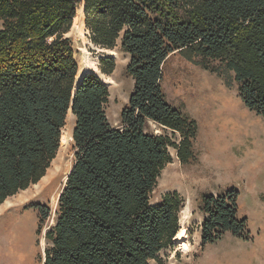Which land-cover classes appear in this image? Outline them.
<instances>
[{"label": "trees", "instance_id": "obj_1", "mask_svg": "<svg viewBox=\"0 0 264 264\" xmlns=\"http://www.w3.org/2000/svg\"><path fill=\"white\" fill-rule=\"evenodd\" d=\"M80 8L92 44L129 56L133 90L118 125L107 115L108 85L94 72L78 80L69 33ZM176 53L217 63L264 118V0H0V204L46 175L70 109L75 116V161L44 264H150L174 246L185 200L151 198L171 148L183 164L195 157L198 124L163 88ZM115 67L114 56L100 58L103 74ZM238 197L235 188L202 195L203 247L228 233L252 240ZM30 206L40 225L51 215Z\"/></svg>", "mask_w": 264, "mask_h": 264}, {"label": "rangeland", "instance_id": "obj_2", "mask_svg": "<svg viewBox=\"0 0 264 264\" xmlns=\"http://www.w3.org/2000/svg\"><path fill=\"white\" fill-rule=\"evenodd\" d=\"M76 17L69 36L79 73L94 72L108 85L110 97L106 111L110 122L118 125L133 90V79L127 73L129 56L119 46L114 52H109L92 44L82 8ZM102 56L115 57L116 67L112 74L101 72ZM163 88L169 103L196 120L198 135L194 144L195 157L189 163H181L176 151L170 149L172 162L162 170L151 199L153 204H158L167 193L178 192L181 195L185 200L180 212L181 227H186L183 241L189 243L191 249L183 251L181 242L177 241L174 246L163 249L159 258L151 260L150 264H264V243L260 242L264 226V125L260 121L264 122V118L243 104L232 75L218 71L217 63L204 62L199 57L188 59L180 53L172 55L165 66ZM222 90L228 91V95L234 96L242 106V110L232 111L237 121H246L239 134L231 130L217 131L206 123L211 117L210 112L199 113L198 98L208 97L211 92L218 94ZM214 97L210 96L209 100L202 98L203 110L210 109ZM74 126L75 117L67 116L63 131L68 141L57 153L47 176L38 182L37 187L31 185L29 194L24 197L16 198V194L9 197L13 201L11 208L0 211V264H44L45 234L55 223L59 195L75 161L74 142L69 137ZM151 130L162 132L154 123H151ZM227 187L240 192L239 214L247 217L254 236L251 241H244L228 233L221 241L203 247L201 224L205 215L200 210L202 195L209 192L217 194L226 191ZM35 203L45 204L51 209L50 217L42 225L38 210L30 206ZM21 215L26 219L24 228L11 223V217ZM183 216H186L184 222Z\"/></svg>", "mask_w": 264, "mask_h": 264}, {"label": "bare ground", "instance_id": "obj_3", "mask_svg": "<svg viewBox=\"0 0 264 264\" xmlns=\"http://www.w3.org/2000/svg\"><path fill=\"white\" fill-rule=\"evenodd\" d=\"M81 9V8H80ZM76 18L77 17H75V20H76ZM105 51H109V52H114V50H107V49H104ZM82 75L83 74H81V73H79L78 74V80L79 79H81V77H82ZM213 85H214V83H213ZM214 87V86H213ZM213 90V89H212ZM202 92V91H201ZM200 92V93H201ZM207 92V91H206ZM212 95H214L215 97H214V99H212L213 101L211 102V106H210V109L208 110L209 112H210V116L212 117V116H215L216 118H217V120H218V122H219V120H222L223 121V119L226 121V124H227V129L229 130H231V131H233L231 128H232V126L233 125H235V122H233L232 121V119H231V114H229L228 115V118L225 116V112H226V110H227V108H229V107H231V106H233V103H232V97L231 96H229L228 94H226L225 92H222V93H219V94H216V93H210L209 95H208V97H205V98H208V100H209V98H210V96H212ZM194 99H195V97H194ZM193 99V100H194ZM240 104V103H239ZM197 106L198 107H200V108H202V104L200 103V102H198L197 103ZM241 108H242V106H241ZM69 115H70V117L71 116H73V117H75L74 115H73V113H72V111H71V109H70V111H69V113H68V117H69ZM250 115V114H249ZM252 116V115H251ZM256 118V117H255ZM260 119V118H259ZM249 120V119H248ZM254 121H256V120H254ZM253 121V122H254ZM252 122V123H253ZM262 121H260V123H261ZM256 124V123H255ZM70 137V140L71 141H73V136H72V134L69 136ZM67 141H68V136L64 133V131H63V134H62V137H61V147H60V150H62V148L64 147V145L67 143ZM59 150V151H60ZM55 161H56V158L54 159V161H52V165H51V167L52 166H54V164L53 163H55ZM49 170V169H48ZM49 172V171H48ZM52 172V171H51ZM53 173V172H52ZM47 175H45L43 178H45ZM65 180H67V177L65 178ZM39 184L37 183V184H34L33 186L34 187H37ZM29 192H30V190L29 189H26V190H23V191H21V193H18V194H16L17 196H16V198L17 197H24L26 194H29ZM18 198V199H19ZM14 199V198H13ZM24 199V198H23ZM19 200H21V199H19ZM25 200V199H24ZM22 201V200H21ZM11 203H13V201L11 200V199H6V201L4 202V203H2V204H0V211H7V210H9L11 207H10V204ZM16 203V202H15ZM19 203V202H18ZM186 210H188V208L186 207ZM186 213H187V211H185ZM15 215V214H14ZM186 216H183V219H182V222H184L183 220H184V218H185ZM24 216H22V217H20V221H22V222H24ZM13 225H15V224H13ZM16 226V225H15ZM186 237V227L185 226H182L181 228H180V230H179V232L177 233V235H176V237H175V240H177V241H180L181 242V249L183 250V251H185V252H188V251H190V249H191V246H190V244L189 243H187V242H185V241H183L184 240V238Z\"/></svg>", "mask_w": 264, "mask_h": 264}, {"label": "crops", "instance_id": "obj_4", "mask_svg": "<svg viewBox=\"0 0 264 264\" xmlns=\"http://www.w3.org/2000/svg\"><path fill=\"white\" fill-rule=\"evenodd\" d=\"M222 92H225L226 94H228V91H226V90H222L221 92H219V93H222ZM218 93V94H219ZM202 98H205V97H199L198 98V100H197V103L198 102H201V100H202ZM232 103H233V106H231V107H229V108H227V110H226V112H225V116L228 118V115L229 114H231V119H232V121L233 122H235V125H233L232 126V130L234 131V132H236V134H239V133H241L242 132V129H243V127H244V122H246V121H242V122H240V120L239 121H237L234 117H233V113H232V111L233 110H236V109H241L242 110V108H241V104H239V101H237L236 99H235V97L234 96H232ZM235 99V100H234ZM200 112L199 113H201V112H203V111H208L207 109L206 110H203L202 108H200ZM243 113L245 114V115H247V112L246 111H243ZM202 115V114H201ZM245 120H246V118H244ZM261 124L262 125H264L263 123V120L261 119ZM250 122V121H249ZM210 127H212V128H214V129H216L217 131H219V129H221L223 132H227V131H229L228 129H227V124H226V121L223 119V121L222 120H219V122H218V120H217V118L215 117V116H212V117H210V118H208V120H207V122H206ZM194 144H195V142H194ZM193 150H194V148H193ZM195 154V153H194ZM233 188V187H232ZM228 189H231L230 187L228 188L227 187V189H225V190H228ZM239 194H240V192H239ZM23 215H21V216H14V217H11V223L12 224H15L16 225V227H20V228H24L25 227V225H26V219L24 218V222H22V221H20V217H22ZM262 216H264V213H263V215ZM241 217H243V216H241ZM14 225V226H15ZM248 225L250 226V223H249V221H248ZM249 230L251 231V233H252V235L254 236V231H252V229H250V227H249ZM262 230H263V232L261 233V238H260V242H263L264 243V226H262ZM255 239V238H254ZM44 261H45V258H44Z\"/></svg>", "mask_w": 264, "mask_h": 264}, {"label": "water", "instance_id": "obj_5", "mask_svg": "<svg viewBox=\"0 0 264 264\" xmlns=\"http://www.w3.org/2000/svg\"><path fill=\"white\" fill-rule=\"evenodd\" d=\"M78 85V84H77ZM67 181V180H66ZM66 183V182H65ZM60 196V195H59ZM175 243H177V240H174Z\"/></svg>", "mask_w": 264, "mask_h": 264}]
</instances>
